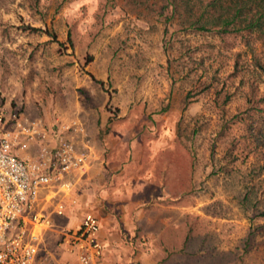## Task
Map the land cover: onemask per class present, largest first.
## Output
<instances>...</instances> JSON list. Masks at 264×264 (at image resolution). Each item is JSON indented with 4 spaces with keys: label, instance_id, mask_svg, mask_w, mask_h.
I'll return each mask as SVG.
<instances>
[{
    "label": "rangeland",
    "instance_id": "1",
    "mask_svg": "<svg viewBox=\"0 0 264 264\" xmlns=\"http://www.w3.org/2000/svg\"><path fill=\"white\" fill-rule=\"evenodd\" d=\"M160 4L0 0L1 131L45 133L19 136L23 158L67 138L131 174L167 166L141 196L186 222L187 264H264V37L181 30ZM163 232L148 262L177 258Z\"/></svg>",
    "mask_w": 264,
    "mask_h": 264
},
{
    "label": "crops",
    "instance_id": "2",
    "mask_svg": "<svg viewBox=\"0 0 264 264\" xmlns=\"http://www.w3.org/2000/svg\"><path fill=\"white\" fill-rule=\"evenodd\" d=\"M86 150V164L71 174L74 181L71 192L58 193L54 198H51L52 192L41 194V204L45 211L50 206L54 210L58 199L63 200L69 207L67 206L64 216L54 213L50 215L52 227H32L33 231L39 233V262L57 264L74 260V256L57 249L56 241L61 227L78 225L83 213L90 211L100 222L99 238L105 246L106 264H160L158 261L148 262L147 258L159 250L156 244L158 237L166 228L172 226L179 234L183 233V241L174 249L176 252L173 255L177 258L167 260L163 264H187L191 251L186 244V222L177 219L172 223L167 212L155 214L148 210V205L150 206L157 196L150 194L147 200L141 196V191L147 186H168L170 174L167 166L161 171L141 168L131 174L120 154H110L113 156L105 160L102 153L89 147ZM158 198L160 199V194ZM189 230L188 227V232Z\"/></svg>",
    "mask_w": 264,
    "mask_h": 264
},
{
    "label": "built area",
    "instance_id": "3",
    "mask_svg": "<svg viewBox=\"0 0 264 264\" xmlns=\"http://www.w3.org/2000/svg\"><path fill=\"white\" fill-rule=\"evenodd\" d=\"M3 117L0 108V264H43L37 259L39 233L32 227L49 228L53 222L41 204V194L52 192L54 198L58 193L71 192V174L84 167L88 153L86 148L79 149L63 138L56 146L44 143L34 158L20 157L11 151L19 136L44 139L45 133L33 126L25 127L26 120L15 121L14 132L1 131ZM26 146L25 140L18 149ZM67 206L58 199L53 213L64 216ZM99 231V219L90 211L83 213L78 225L61 227L56 247L74 256V260L57 264H106Z\"/></svg>",
    "mask_w": 264,
    "mask_h": 264
},
{
    "label": "trees",
    "instance_id": "4",
    "mask_svg": "<svg viewBox=\"0 0 264 264\" xmlns=\"http://www.w3.org/2000/svg\"><path fill=\"white\" fill-rule=\"evenodd\" d=\"M160 2V15L163 16L166 10V19L175 20L181 30L214 32L219 35L249 32L264 37V0Z\"/></svg>",
    "mask_w": 264,
    "mask_h": 264
}]
</instances>
